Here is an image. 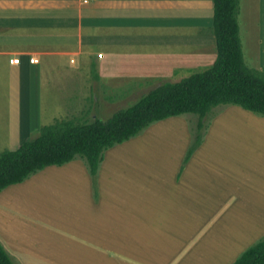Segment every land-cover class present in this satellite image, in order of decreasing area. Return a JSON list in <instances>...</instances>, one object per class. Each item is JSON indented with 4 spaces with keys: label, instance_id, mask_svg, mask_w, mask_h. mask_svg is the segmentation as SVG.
I'll return each instance as SVG.
<instances>
[{
    "label": "crops",
    "instance_id": "1",
    "mask_svg": "<svg viewBox=\"0 0 264 264\" xmlns=\"http://www.w3.org/2000/svg\"><path fill=\"white\" fill-rule=\"evenodd\" d=\"M237 24L245 64L264 71V0H239ZM212 25V0H0V137L5 149L14 150L44 125L43 106L50 101L57 114L52 110L49 118L67 119L70 116L65 110L95 109L83 106L86 100L95 105L114 97L122 101L132 92L146 93L163 82L184 78L183 73L199 65L213 63L216 43ZM62 83L71 88L78 85L75 107H62V96L74 95L62 88ZM59 109L63 113L59 114ZM181 115L156 121L123 143L139 140L138 146L128 149L147 161L151 150L145 141L150 137L163 141L152 132L153 124ZM214 126L210 125L192 150L186 149L189 136L180 131L178 150L168 156L167 165L158 161L153 178L145 174L122 183L123 193L116 192L112 180H103L110 171L103 173L102 161L91 176L80 157L46 166L18 184L29 181L37 185L34 181L41 174L46 180L63 179L61 189L48 182L47 197L55 192L68 196V190L72 191L67 198L71 209L66 214L62 212L64 201H60L61 218L76 222L77 244L88 253H139L157 239H171L172 243L153 245L159 251L173 248L170 252L177 253L199 237L185 251L187 258L176 264H231L264 234L260 237L258 215L243 214V208L251 204L243 197V190L247 194L250 188L249 183L248 188L243 184L247 175L232 170L242 185L233 184V175L212 178L210 164L205 166L208 153L203 148ZM168 128L181 130L176 126L165 130ZM256 173L248 178L252 184L258 179ZM217 179L224 181L222 186L216 183L220 181L214 182ZM233 194L244 205L236 211L239 214L226 209L219 214ZM242 216L256 223L250 233L246 228L248 235L244 228L233 226ZM211 219L215 225L203 233ZM1 230L0 242L10 254L16 243L3 224ZM186 238L189 240L181 246Z\"/></svg>",
    "mask_w": 264,
    "mask_h": 264
},
{
    "label": "rangeland",
    "instance_id": "2",
    "mask_svg": "<svg viewBox=\"0 0 264 264\" xmlns=\"http://www.w3.org/2000/svg\"><path fill=\"white\" fill-rule=\"evenodd\" d=\"M213 52L215 55L214 50ZM211 63L212 62L199 65L190 72L183 73V77L193 72L205 70L211 66ZM179 78L181 79V77ZM69 85V83H66V85L62 83V86H65L62 88H67L69 91H72L74 95L66 94L62 96L65 103L63 104V102H60L62 107H75L74 103L77 99L76 87L78 85L73 86V88ZM50 93L52 94V92ZM61 94H64V92ZM143 94V92H132L130 95H126L122 101L114 97L98 105L89 104L90 101L86 100L87 104L83 106L87 108L95 106V109H93L94 111L89 109L82 111L69 109L64 112L70 116L69 118H79L78 116H82L83 118L84 116V119H88L89 121L94 118L103 120L111 116L116 110L129 106ZM50 96H53V98L61 97L58 95ZM54 104L50 101L45 104V107L43 106V116L46 118L44 124H49L55 120L52 119L54 116L49 118V114L52 110L57 114L56 110H54ZM237 107V105L232 104H220L212 108L211 111L201 119L203 127L200 131L197 129L199 118L193 113H185L181 115L180 118L175 117L173 120L170 119L159 122V124L156 123L158 126L153 124L155 128L152 132L162 136L163 141L159 140L158 137L154 139H150V137L145 141V144H148L151 150V158L147 161L139 160L136 153L129 150L132 145L138 146L139 140L137 141L135 139L131 142L122 143V145H114L107 151H104L105 156L103 155V157L105 160L103 159L101 163L102 171L103 173L110 171V174L103 177V180H112L111 182L116 188V192L118 194L123 193L121 187L122 183H128L133 179L139 180L145 174L148 178H153L155 168L158 166V161L167 165L168 156L178 150L180 131L182 134L189 136V142H187L186 147V149H189L199 144L195 143V137L198 133L201 141L204 135L208 133L210 125L213 126L215 124L213 134L208 136L206 146L203 148V151L206 154L208 153V161L205 166L210 164L209 173L212 178L216 174H225L227 177L233 175V184H241V181H237L235 179V174L232 173L235 169L247 175L243 180V184H245L247 188L248 185L246 184H250L248 192L251 191V194L249 195L248 192L246 194V190L244 189L243 191L245 192L243 197L245 199L244 201L251 204L246 206V209L243 208V212H246L243 214L258 215V219H260V222L262 221L260 223L261 237L264 234V116L249 111H243ZM57 111L59 114L63 113L60 109ZM93 114H96L95 117H93ZM90 115L91 117H89ZM55 118L58 119L57 116ZM63 119H65V116ZM168 126H176L181 130L168 128L166 131L165 129ZM219 129H221L220 132L222 133V137L218 134ZM34 134L35 132L31 136H34ZM1 139L0 137V151L4 150L6 146ZM127 150L129 151L127 152ZM242 156H244L243 159ZM108 160L109 164L107 166ZM242 167L245 169L244 172L242 171ZM257 171L259 172L258 179L254 178V183L252 184L249 182L250 179L248 178H251L253 174L256 175ZM45 180L46 177L44 174H41L34 181L38 182L37 185H31L32 182L29 183L28 181L24 184H17L11 188L6 187L7 189L4 188V190L0 192V231H2L1 226L3 224L7 235L12 237L16 243L12 245V252L9 254L15 264H176L179 261L183 262L187 258L188 253H185V251L199 238L195 237L192 242L187 245L185 243L189 238H186L182 245V240H180L181 246L185 244V251H178L177 253L170 252L174 250L173 248L167 249L168 252L164 250V252H161L159 248L153 246L160 242H166V245H171V239H157V242L152 241L153 245L147 244L148 246H146V249L143 248L142 252L139 253L133 252L125 255H94L88 253L83 251L80 245L77 244L76 222L61 218L60 201H64L62 212L66 214L67 209L70 208L68 205V201L70 200L67 198H70L69 191L71 190H68V196H65L66 192L64 194L55 192L56 194L53 193L51 197H47V193L49 192L48 182L51 184L54 183L55 188L61 189L63 187V179L49 177L46 181ZM215 181H220L216 182L218 186H222L224 183V181L219 179L214 180V182ZM145 183L149 182L146 181ZM238 191H240V189H238ZM11 195H13L12 198L6 200ZM237 197L239 198L237 194H233L226 204L221 207L219 214L225 209L228 210V212H233V214L239 211L244 205H242L241 199L237 200ZM236 213L239 214V212ZM244 217H246V219L243 220ZM244 217L242 216L237 221H233V226L234 228L237 227L238 230L244 228L246 231L243 229L242 231L247 234L248 232L250 233L252 224L255 225L256 223L251 224L249 221L250 217ZM214 219H216V217ZM214 219H211L205 224L203 233L210 232L211 229H206L213 224L215 225ZM247 223H249V225H247ZM247 227H249V230L246 229ZM137 240L138 242L143 241L141 239ZM201 240L200 238V242Z\"/></svg>",
    "mask_w": 264,
    "mask_h": 264
},
{
    "label": "trees",
    "instance_id": "3",
    "mask_svg": "<svg viewBox=\"0 0 264 264\" xmlns=\"http://www.w3.org/2000/svg\"><path fill=\"white\" fill-rule=\"evenodd\" d=\"M239 0H212L216 57L205 70L178 81H166L141 95L107 119H55L14 150L0 151V191L18 184L50 165L76 157L95 176L108 148L123 143L156 121L184 113L196 114L197 129L213 107L232 104L264 116V71L248 67L238 35ZM199 133L195 137L199 143ZM193 148L190 147L189 150ZM0 264H15L0 242ZM231 264H264V236L248 246Z\"/></svg>",
    "mask_w": 264,
    "mask_h": 264
},
{
    "label": "built area",
    "instance_id": "4",
    "mask_svg": "<svg viewBox=\"0 0 264 264\" xmlns=\"http://www.w3.org/2000/svg\"><path fill=\"white\" fill-rule=\"evenodd\" d=\"M14 61H16V62H17V59H15Z\"/></svg>",
    "mask_w": 264,
    "mask_h": 264
}]
</instances>
